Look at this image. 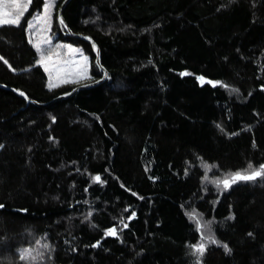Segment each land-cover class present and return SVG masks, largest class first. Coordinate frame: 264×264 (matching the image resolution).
Instances as JSON below:
<instances>
[{"label":"trees","instance_id":"obj_1","mask_svg":"<svg viewBox=\"0 0 264 264\" xmlns=\"http://www.w3.org/2000/svg\"><path fill=\"white\" fill-rule=\"evenodd\" d=\"M62 1L85 82L49 87L41 0L0 25V264H264V178L221 182L264 164V0H71L102 69Z\"/></svg>","mask_w":264,"mask_h":264},{"label":"rangeland","instance_id":"obj_2","mask_svg":"<svg viewBox=\"0 0 264 264\" xmlns=\"http://www.w3.org/2000/svg\"><path fill=\"white\" fill-rule=\"evenodd\" d=\"M58 1L54 0V7L50 9V19L47 26L35 19V17L43 13V7L41 6L40 10L34 12L28 19V21L33 22V28H28V21L26 27L28 41L36 51L39 61L41 60V52L46 56H50V59L46 61L48 71H45V63H39L47 75L49 87L78 84L90 78L91 61L89 56L81 47L60 41L54 32L53 26ZM3 7L5 10L11 11V6L7 0L3 4ZM44 38H47L49 43H40L39 47L41 51L38 52L35 45ZM69 45L75 51H70ZM84 57H87V59H83ZM82 69L83 71H81ZM24 256L31 260L34 259L35 254L33 251L27 250Z\"/></svg>","mask_w":264,"mask_h":264},{"label":"snow or ice","instance_id":"obj_3","mask_svg":"<svg viewBox=\"0 0 264 264\" xmlns=\"http://www.w3.org/2000/svg\"><path fill=\"white\" fill-rule=\"evenodd\" d=\"M5 2H6V0H0V25H19L21 18L24 16L25 11H27V9L29 8L30 4L32 3V0H7V2L11 6V11L5 10V8L3 7V4ZM41 4L43 7V13L38 15L37 17H35V19L39 23H43L45 26H47L49 19H50V9H52L54 7V0H41ZM38 7H39V5H38ZM60 23L61 24L64 23L63 19H60ZM28 28L29 29L33 28V22L32 21H28ZM40 43L47 44V43H49V41L47 38H44L43 40L38 42L35 45L38 52L41 51L40 47H39ZM68 48L70 51H75L74 49L71 48L70 45L68 46ZM93 48H95V45H93ZM0 59H2V58H0ZM49 59H50V56H46L44 53L41 52V60L38 62L39 63H45V71H48L46 61ZM83 59L86 60L87 57H84ZM5 63H7V62L5 61ZM81 71H83V69ZM185 74L186 73H181V75H185ZM197 79L200 80L201 82L205 81V78L203 76L197 77ZM207 83L214 84V83H219V82L207 81ZM20 94L24 95L23 93H20ZM0 147H3V146L0 145ZM257 178H264V164L260 165L257 170H253L251 172L242 173L240 171H237L236 173L232 174L231 178H225L221 182L223 184V187L225 189H228L231 187V185L233 183H236L238 181H245V182L254 181ZM95 180L99 181L100 177L96 176ZM0 207H3V205H0ZM232 218L233 217H231V216L228 217V219H232ZM202 227H204V226H202L200 221L197 220L196 221V231L200 232ZM107 234L115 236L117 233H116V230L114 228H112V229L107 230ZM248 235H252V234L249 233ZM204 239H207L210 244L222 246L225 253H229L231 251V249L229 248V246L226 243L220 245V242L218 240H216L215 237L211 234L210 229H209V234L206 237H204ZM95 246L96 245H93V247H95ZM190 247H191L192 253L194 255L198 254L196 264H201L200 258L203 257V255L206 251L205 243L201 242L198 244H192V245H190ZM24 251H26V250L21 251L20 258L22 260L24 259V255H23Z\"/></svg>","mask_w":264,"mask_h":264},{"label":"water","instance_id":"obj_4","mask_svg":"<svg viewBox=\"0 0 264 264\" xmlns=\"http://www.w3.org/2000/svg\"><path fill=\"white\" fill-rule=\"evenodd\" d=\"M71 0H63L58 11H57V15H58V19L60 21V19H63V16H62V13H63V9L64 7L70 2ZM64 21V20H63ZM64 26V29L66 31V34L70 37H73V38H76V39H80V40H83L85 42H87L88 44L91 45V47L93 48V45H95V43L93 42V40L91 38H87L86 36H83V35H73L67 25L65 24V22L62 24ZM93 55H94V61H95V64L98 68L102 69V66H101V63H100V52H99V49L98 47L95 45V48H93ZM106 72L104 71V76L101 80L93 83V84H86V85H81L79 86L78 88H76L73 92H71L69 95H66V96H61L59 97L57 100H60V99H65L69 96H71L72 94H74L78 89H87V88H91L93 86H96L100 83H102L105 78H106ZM19 96H21L23 99L26 100V97L24 95H21L20 93H17Z\"/></svg>","mask_w":264,"mask_h":264}]
</instances>
